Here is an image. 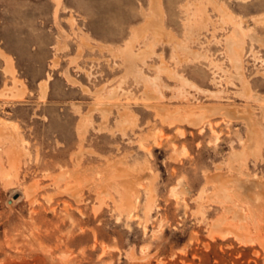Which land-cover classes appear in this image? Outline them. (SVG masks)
<instances>
[{
	"label": "rangeland",
	"instance_id": "1",
	"mask_svg": "<svg viewBox=\"0 0 264 264\" xmlns=\"http://www.w3.org/2000/svg\"><path fill=\"white\" fill-rule=\"evenodd\" d=\"M185 1L194 15L195 0H160L168 34L135 71L114 49L149 0H0V47L25 86L13 95L21 84L0 58V264H264V144L232 169L244 121L221 111L198 126L185 120L203 105L253 107L264 129V27L252 21L264 0H215L245 28L253 97L230 64L233 24L208 4L210 18L185 30ZM220 173L232 181L218 197Z\"/></svg>",
	"mask_w": 264,
	"mask_h": 264
},
{
	"label": "bare ground",
	"instance_id": "2",
	"mask_svg": "<svg viewBox=\"0 0 264 264\" xmlns=\"http://www.w3.org/2000/svg\"><path fill=\"white\" fill-rule=\"evenodd\" d=\"M54 1H56L55 2L56 3V7L58 8V6L60 4V0H54ZM208 4H211L214 10H218L219 9L222 12L221 20L223 22H230L234 26V27H232L233 28L232 34L229 35V38H228L229 42H230V47L228 49L229 50V60H230V64H231L232 68L235 69V72L238 74L239 81L241 82V89L243 90V92L245 94H247V96H249L248 94L252 92L251 82L246 77V75L244 73V66H243V62H242L243 48H244V44H243L242 41H244V35L246 34V32L244 30L245 28H243L242 24H241L242 21H238V22L235 21L234 20V16L235 15H233L232 11H230L226 6H222L221 5V7H219L218 3L215 0H195L191 4L192 7L194 8L193 9L194 15H190L189 14V11H190V8H191L190 7V3L185 1L181 5L182 9L184 10L183 13L186 15V17H185L186 19H185V21H183V25L185 27V30H186V28L191 29L192 27H196V26L198 28V26H200L201 24L203 25V23H205L210 18V16L208 15V12L206 10ZM162 11L163 10L161 8L160 0H149V10L147 12L144 11V16H145L144 19L145 20L143 21V23L140 26H138V27H135V28L133 27V30H132V33H131L132 37L130 39L128 38L129 40L127 39L128 41L124 45H120L121 47H118V48L114 49L115 50V56H117L118 58H120V60H122V63L126 66V68L128 70L134 69L135 68L134 66L137 65L136 64L137 61H144L145 58L148 57L152 53V47L154 49L155 44L157 42H159L160 39L162 40L163 39L162 37L167 33V31H166L167 29L165 28L166 26L164 27V24H163V21H162L163 20L162 19V14H163ZM252 21L255 24H258V25H261V26L264 27V15H260V16H258L256 18L253 17ZM248 28L250 29V26ZM150 34L152 35L151 37H153V38L149 42H144L146 36L150 35ZM139 41H140V43H139ZM137 43L140 44V46H142V47H138V51H136V48H135V45ZM80 49L82 51V48H80ZM112 55H114V53H112ZM201 56H202V54H201ZM0 58L3 60V64H4L3 67H2V70H3V72L6 75L10 76L13 79L14 87H17V83L21 84V86H19V89L17 90L16 93L12 92L13 95L14 96L15 95L21 96L24 93L25 86H24V83L20 82L18 77H16L17 69H16V67L14 65L13 58L10 55L6 54L1 47H0ZM54 63H56V62H54ZM210 64L213 65V62L210 63ZM216 67H217V65H216ZM164 68H166V72H168V73L172 72V71H170V68L167 69V65H165ZM164 68H162V69H164ZM131 73H133V72H131ZM46 75H47L46 79H45V81L43 80L44 82L43 81L41 82L40 90H39L41 92L42 96H44V94L46 92L48 80L51 79L50 73H48ZM67 78L70 80V82H71V80L74 81V79L70 78L69 75H67ZM10 88H12V86ZM83 88L85 89V87H83ZM7 89H8V86H7ZM146 90H147V88H146ZM0 94H1V92H0ZM116 94H117V91L115 89V90L109 92L107 95H103L102 97H104L106 99L108 98L110 100V99H113L116 96ZM241 94H243V93H241ZM99 95L101 96L102 94H99ZM153 95L152 96H147L146 98L147 99H151L152 97L155 96V95L154 96ZM251 95H252V93H251ZM252 97H253V95H252ZM108 99H107V101H108ZM258 99L261 100V102H262L261 107H263L264 106V97L258 98ZM104 101H99V102L96 103V105L99 106L101 109L106 110L109 107V104H107ZM108 102H110V101H108ZM194 106H196V105H194ZM221 106H223V105H221ZM203 107L204 108H202L200 110L198 109V111L194 110V108H190L189 110L187 109L186 110L185 120L188 121V123L193 125V126H198V125H201V123L206 118H208L209 116H211L213 114H216V113H217V115L218 114L220 115V111H221V113L224 114L228 118H231V119L241 118L244 121V123L246 124L247 128H248L247 129L248 130L247 138L243 141L242 150H240V151L237 150L238 152L235 151V150H233L234 152L232 151L233 154L230 155L231 156L230 160H229V157H228L229 161L227 160V162H228L227 164L229 165L228 167H230L232 169L235 168L237 166L236 165L237 162H238V168H240L241 166H244V165L247 166L246 160H247V158L249 156H252L254 158V157H256L257 153L260 155V152H259V149L261 148L260 145L264 144V142H263L264 141V129L262 127L261 121H255L254 120V118H253V107L238 108V107H235V105H234V107H231V106L227 107L226 106L225 108L223 107L222 109L215 108V107H210V105H209V107L208 106L205 107V105H203ZM159 112L158 113L160 115H162L166 119L172 117V114L167 112V110L162 108V107H160ZM131 120H132V118H131ZM122 122L124 123L123 124L124 126H125V124L129 125V123L131 125L130 117H129V115L127 113H125L124 116L122 117L121 124H122ZM12 152L13 151H11L10 154L14 153V152L13 153ZM229 153L231 154V152H229ZM12 157H14V156L12 155ZM15 158H16V155H15ZM243 172H246V171H243ZM116 173H117V171H116ZM115 175H119V174H115ZM120 175H121V173H120ZM247 175H248V173H247ZM212 178L216 182L215 191H214L215 195L218 196V197L224 195L226 193V191L229 190V188H230L229 186H230V182L232 181L231 180L232 177L225 176L224 174L220 173V174H218L216 176H212L211 180H213ZM208 179H210V178L208 177ZM127 181L123 185L127 184L126 186L129 187L128 185L130 183L129 182L127 183ZM209 182H211V181H209ZM213 199L214 198H212V200ZM256 199L257 200H262V202L264 203V194L263 195L259 194L258 197H256ZM239 211H241V210H239ZM236 216L239 217L240 219H243V214L240 213V212H237ZM218 222L219 221H217L216 224H215V226L217 225V228H219V227L221 228V226L223 228H225L223 226L222 222H219V226H218ZM220 228L218 229L219 231H220ZM223 228H221V229L224 230ZM225 230H226V228H225ZM239 236L241 237V235L239 234V235H237V238L240 239ZM240 240H243V239H240Z\"/></svg>",
	"mask_w": 264,
	"mask_h": 264
}]
</instances>
